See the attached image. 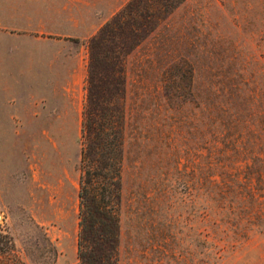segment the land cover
<instances>
[{
    "label": "rangeland",
    "instance_id": "obj_1",
    "mask_svg": "<svg viewBox=\"0 0 264 264\" xmlns=\"http://www.w3.org/2000/svg\"><path fill=\"white\" fill-rule=\"evenodd\" d=\"M96 1L99 31L130 0ZM147 21L124 59L118 264H264V0ZM86 77L64 115L0 116V264L77 263Z\"/></svg>",
    "mask_w": 264,
    "mask_h": 264
},
{
    "label": "trees",
    "instance_id": "obj_2",
    "mask_svg": "<svg viewBox=\"0 0 264 264\" xmlns=\"http://www.w3.org/2000/svg\"><path fill=\"white\" fill-rule=\"evenodd\" d=\"M180 1L130 0L88 39L80 120L76 264H118L124 59L142 38L140 30L147 20L157 21ZM7 241L8 234L0 231V248ZM14 264H24L17 254Z\"/></svg>",
    "mask_w": 264,
    "mask_h": 264
},
{
    "label": "crops",
    "instance_id": "obj_3",
    "mask_svg": "<svg viewBox=\"0 0 264 264\" xmlns=\"http://www.w3.org/2000/svg\"><path fill=\"white\" fill-rule=\"evenodd\" d=\"M111 13L96 0H0V116L66 114L87 74L84 41Z\"/></svg>",
    "mask_w": 264,
    "mask_h": 264
}]
</instances>
